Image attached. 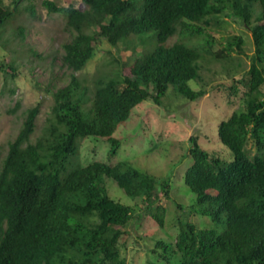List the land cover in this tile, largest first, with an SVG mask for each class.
<instances>
[{"label":"trees","instance_id":"16d2710c","mask_svg":"<svg viewBox=\"0 0 264 264\" xmlns=\"http://www.w3.org/2000/svg\"><path fill=\"white\" fill-rule=\"evenodd\" d=\"M21 1L0 0V33L15 21ZM83 1L85 9L44 1L50 12L63 13L74 31L63 56L74 72L96 55L102 38L112 46L144 49L131 65L102 74L92 87L71 74L70 83L54 93L51 115L34 142L40 105L26 111L0 167V264H128L120 242L129 235L124 229L135 210L110 195L108 179L130 198H141L147 214L165 226L167 209L160 200L169 196L170 181L127 160L112 162L122 146L115 133L143 101L161 105L170 86L192 101L206 94L191 81L202 78L200 60L214 54L217 42L209 28L222 25L223 17L244 22L255 45L251 66L238 80L247 87L245 106L218 127L234 159L212 155L191 136L193 164L185 183L196 195V211L212 224L198 228L180 220L175 240L159 239L148 264H264V0ZM27 9L36 14L34 4ZM13 31L24 36L25 27ZM177 33L182 39L167 45ZM243 43L242 36H232L226 53L235 45L243 52ZM9 67L15 73L16 67ZM88 137L110 142L107 160L80 162V141Z\"/></svg>","mask_w":264,"mask_h":264},{"label":"rangeland","instance_id":"374dc122","mask_svg":"<svg viewBox=\"0 0 264 264\" xmlns=\"http://www.w3.org/2000/svg\"><path fill=\"white\" fill-rule=\"evenodd\" d=\"M5 1L11 3V0ZM44 1L22 0L13 24L7 25L3 34L0 33V167L10 142L16 139L23 126L29 108L40 105L32 135L34 142L43 133L51 115L54 93L70 83L71 74L78 75L92 87L94 80L102 74L119 70L124 64L131 65L144 49L139 45L135 53L130 46L123 43L119 47L112 46L102 38L98 41L96 55L85 68L74 72L63 61L64 44L72 40L74 31L69 28L65 15L50 12ZM52 1L59 6L74 4L80 9L87 7L83 0ZM30 3L36 7L35 15L27 9ZM254 12L255 16L260 12L258 3ZM223 19L222 25L212 24L209 28L217 42L212 48L214 54L200 60L202 78L191 81L195 90L204 89L206 94L192 101L176 95L174 87L170 86L161 105L151 99L143 101L115 133L122 140V146L112 162L127 160L171 183L169 196L163 195L160 200L167 209L162 228L147 214L141 198L132 199L114 181H106L110 195L135 210L134 218L124 229L129 231V235L120 242L121 253L128 264H148L159 239L175 240L180 220L191 222L198 228L212 224L209 216L196 211V195L185 183V173L193 164L190 138L197 136L202 147L212 155L222 156L228 162L234 159V153L221 142L218 127L234 110L245 106L247 87L238 80L246 76L255 52L250 28L241 20ZM16 25L25 27L24 36L14 33ZM234 35L243 37L244 51H239L235 45L234 50L227 54L224 46ZM180 39L182 35L177 33L166 44L171 45ZM114 57L119 63L113 61ZM10 65L16 67L15 73L10 70ZM124 71L127 73L128 69ZM233 85H236V91ZM261 91L264 96V84ZM247 148L252 155L255 154L254 143L250 142ZM109 149L107 139L85 138L80 141L79 160L83 165L107 160Z\"/></svg>","mask_w":264,"mask_h":264}]
</instances>
